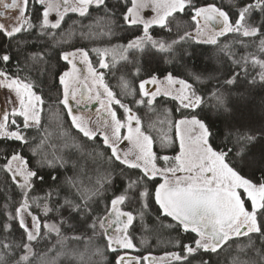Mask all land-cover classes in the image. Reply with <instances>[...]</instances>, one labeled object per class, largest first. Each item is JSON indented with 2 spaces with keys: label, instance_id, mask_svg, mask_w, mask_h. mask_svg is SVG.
I'll return each instance as SVG.
<instances>
[{
  "label": "snow or ice",
  "instance_id": "obj_1",
  "mask_svg": "<svg viewBox=\"0 0 264 264\" xmlns=\"http://www.w3.org/2000/svg\"><path fill=\"white\" fill-rule=\"evenodd\" d=\"M129 3L131 6H127ZM172 4L177 6L161 19H146L141 13L149 9V5L141 0H75L74 3L70 0H62V3L54 0H11L7 3L0 0V6L15 12V16L7 17L13 21L10 26L0 23V35L5 37L0 41V87L15 96V100L9 97L8 102L13 105L11 111L5 109L0 116L2 132L9 133L0 134V141L8 144L4 169L0 170H6L21 196L15 218L6 217L7 227L0 224V228H5L7 237L14 219L22 233L15 239L16 243L7 238L0 241V264H56L61 256L64 261L74 264L77 261L80 264H220L221 258L223 264H264V200H257L246 188L237 189L240 206L246 215L238 214L235 208H224L217 210L216 218L203 228L188 227L157 201L156 189L163 178L150 177L151 189H137L135 182L94 166L93 175L88 177L85 185L80 179L84 166H78L67 154L73 151L81 156L87 154L95 165V149L85 153L82 143L73 137L64 144L68 152L59 156L45 155L47 139L29 135L33 129L42 130L46 104L55 101L67 116L71 129L86 141H101L111 154L113 145L107 142L106 134L85 132L82 126L73 122L76 114L72 102L76 103V100L68 98L65 89L72 81L83 79L80 69L86 64L92 74L106 81L104 87L115 95L116 90L107 82V76L116 73L114 78L118 79L120 67L110 64L107 57L112 53L115 59L118 50L123 53L124 63L133 62L135 57L131 75L135 80L138 119L133 121L134 124L142 123L140 108L155 106L159 97L173 100L177 102L174 111L179 113V118L170 121L174 131L172 138L176 140L175 151L180 150L181 140L187 137L206 148L217 164L223 160L220 167L227 166L248 184L264 187V96L258 105L261 115L258 125L248 126L249 117L245 111L253 108L251 90L264 88V52L253 55L245 51L239 57L228 54V62L234 67L226 72H221L220 67L207 66L199 70L185 64L183 72L168 71L162 75L163 79L148 62L157 55L161 59L167 56L168 62L173 64L183 57L191 58L194 52L188 49L182 53L175 51V46L186 39L215 46L220 36L235 33L245 39L260 38L259 43L264 40V0L244 3L243 10L236 9L234 17L215 3H201V0H155L151 9L157 11ZM249 9L251 12L246 17ZM70 14L77 17L73 26L79 24L78 33L68 31L65 18ZM175 14L189 15L194 31H186L171 42L154 38L150 29L159 27L171 31L169 17ZM245 19L254 22L253 30L241 33ZM213 22L224 24V28L217 30V38L199 39L202 28L211 27ZM136 26L140 27V34L131 31ZM73 39L86 43L77 46ZM121 39L126 42L118 43ZM240 43L245 47L243 41ZM213 81L217 83L212 84ZM45 84L48 85L47 92ZM198 86L207 87V93L216 102L212 107L217 119L228 125L227 137L221 145L216 144L206 122L215 121L211 116L201 118L199 115L204 94ZM115 102L117 118L122 119L124 108L118 96ZM61 127L66 137L67 130L63 125ZM123 143L127 140H122L121 145ZM13 146L15 149L27 148L29 152L22 154ZM2 151L5 150L0 149ZM96 154L104 156L102 151ZM13 161L16 167H13ZM116 163L120 164V160ZM41 169L72 171L70 175L61 172L59 177L50 174L53 183L42 188L46 176L41 174ZM212 171V168L208 169L209 173ZM257 173L261 174L259 178H256ZM101 174L105 179H96ZM37 181L42 183L38 185ZM37 192L41 194L38 197ZM132 201L138 202L133 204ZM125 206L128 210H124ZM209 227L211 232L207 231ZM157 228L175 236L169 237L170 247L160 255L151 251V242L145 239ZM53 234L57 238L56 244L38 254L35 246L49 241ZM151 236L155 239L158 235ZM85 238L87 259L78 248L61 251L64 240L84 245ZM145 244H148L147 248L143 247ZM49 253L55 259H49Z\"/></svg>",
  "mask_w": 264,
  "mask_h": 264
},
{
  "label": "trees",
  "instance_id": "obj_2",
  "mask_svg": "<svg viewBox=\"0 0 264 264\" xmlns=\"http://www.w3.org/2000/svg\"><path fill=\"white\" fill-rule=\"evenodd\" d=\"M215 3L220 8H223L225 11L229 12V14L235 16L236 9L243 10L244 3H250V0H201V3ZM130 6V3L127 5ZM31 7V6H30ZM251 12V9H250ZM119 18V11L117 12V19ZM68 31L78 33L79 31V24L77 23L73 26V21H77V17L74 14L69 15L65 18ZM251 32L253 30V21H249ZM169 25L171 27V31L167 29H162L159 27H153L150 29L152 36L156 38H161L166 41H173L178 40L181 35H183L186 31H194L192 28L191 20L189 15L187 14H175L174 17H169ZM95 30V28L93 29ZM131 31L140 34L141 29L139 26L134 27ZM241 31V30H240ZM244 31L242 30L241 33ZM118 35L127 36L128 33H123ZM262 35H264V30H262ZM217 38V37H216ZM5 37L0 35V41H4ZM257 40L260 38L253 39L251 37L245 39L240 34H231L229 36H220L218 43L214 45H205L199 44L196 41H192L190 39L184 40L181 44L175 46V51L177 53H182L184 49H188L189 52H194V55L191 58L183 57L182 59H178L174 64L168 62V57L164 56L161 59L160 55L155 57H151L148 59L150 68L155 69L158 75H163L166 72H175L180 73L183 72L184 65L187 64L189 67H195L199 70H203L207 66L211 67H220L221 72H226L228 68L234 67L228 62V54H234L238 57L241 56L245 51L249 52L253 55H259L261 52H264V40H261L257 43ZM241 41H243L245 47H241ZM73 44L77 46H83L86 41H76L73 39ZM126 40L121 39L118 43H125ZM117 42H114V44ZM227 45V46H226ZM91 46V45H90ZM107 46V45H104ZM256 51H253V50ZM131 58L130 54H128ZM135 57H133V62L131 63H124L123 60H118L112 62L111 64H115L116 66L120 67V76L118 79H115L116 73L107 76V82L110 83L113 90H116L115 95L119 97V99L126 103L135 106L136 104V90L134 87L135 80L132 77V68L134 67ZM239 71V69H236ZM40 78L37 77V80ZM47 77H45V81ZM216 81H213L212 84H216ZM209 85L208 87H211ZM46 92L48 91V85L45 84ZM198 90L204 94V103L201 110H198L199 115L201 118H205L206 116H211L215 123L206 121L209 123V128L213 133V138L217 145H221L224 142V139L227 137L228 134V125L222 119H217V113L213 109L212 105L216 102L212 99L211 95L207 93V87H199ZM215 90V89H213ZM52 95H56L53 93ZM250 96L253 99V108L245 109L246 114L249 117V124L248 126H256L261 121V115L259 113L258 105L260 104V99L264 96V88L256 87L255 89L251 90ZM235 99V97H233ZM177 103L173 100L163 101L160 100L157 103V106L154 109H147V108H140L139 114L140 118H142L143 128L145 132L149 135L150 133L155 135L156 138H161L166 136L168 141L162 140L165 142L164 144L168 146L169 152H176V140L173 137L174 131L172 130V124L170 121L172 119L179 118V113H175ZM158 107V109H157ZM172 110V111H169ZM46 113V120L43 122L42 130L37 131L33 129L30 131V136L39 135L41 137H45L47 139V145L44 149L45 155H55L59 156L68 152L67 149L64 148V144L66 142H70L71 138L75 137L77 141L82 143L85 153H87L90 149H95L96 151L93 152V156L95 157V165L89 160L87 154L81 156L77 152H69L68 158L76 160L78 166L83 165L85 171L81 173L80 179L85 181V185H87V180L89 176L93 175V167H102L107 169L111 173H115L118 178L121 179H128L130 182H135L137 189L143 187L146 189H151L152 184L149 176L141 173L138 170L132 169L131 167L127 166L124 167L122 162L120 164L116 163V157L108 152V149L103 147V143L99 140L97 141H86L82 137H80L79 133H76L73 129H71V125L68 122V118L65 115L64 111L60 106L55 104V101L48 102L45 107ZM67 130L66 137L63 136L64 129ZM10 144H14L15 142H9ZM0 149H4L5 151L0 152V169H4V156L7 154L8 144L7 142L0 141ZM15 151H20L22 154L27 155L29 150L27 148L23 149H15ZM102 151L104 156L103 158L97 155L96 153ZM223 160L220 161V165L223 164ZM219 166V164H218ZM226 171L231 174L236 173L229 169L227 166L222 167ZM71 169H59V170H49V169H41V174L46 176L45 183L41 186L47 187L49 184H52L50 174L60 176L61 172L64 175L71 174ZM261 174L257 173L256 178H259ZM249 177L251 178V172H249ZM96 179L103 180L105 179L104 175H99ZM38 185L42 182L37 181ZM248 191L256 192L258 189H262L264 187H255L252 184H248ZM253 194V193H252ZM30 195H32L30 193ZM36 197L41 195L40 193L35 194ZM21 202V196L19 194L18 188L13 185L11 179H9V175L6 170H0V224H5V228L7 227L6 217L15 218L16 213L15 210L18 207L19 203ZM138 201H132L133 204L137 203ZM54 206V205H53ZM125 210H128L127 206L124 207ZM34 212L37 214L42 213L39 210L33 208ZM99 211V208H97ZM153 215H156V212L153 211ZM43 219V217H42ZM49 219H52L49 217ZM75 223V221H73ZM5 228H0V241H3L5 238L9 239L11 242L16 243L15 239H18L22 233L19 229V226L15 223L14 219L11 223L12 231L7 233ZM151 235H158L155 239ZM175 238L173 233H170L163 228H157L156 231L150 235H147L145 239L151 242V251L155 255H160L164 250H167L170 245L168 244L169 237ZM57 238L55 235H52V238L49 241H44L43 243L37 244L36 250L37 253H44L47 251L49 245L56 244ZM143 247L147 248L148 244L143 245ZM68 248H78L82 253H84L85 259H87V240L85 238V244L81 245L77 242H73L70 240H64L63 245L61 246V251H67ZM49 259H55L51 253H49ZM223 258H221L220 264H223ZM56 264H74V262L64 261V257L61 256L59 260L56 261ZM76 264H80V261H77Z\"/></svg>",
  "mask_w": 264,
  "mask_h": 264
},
{
  "label": "rangeland",
  "instance_id": "obj_3",
  "mask_svg": "<svg viewBox=\"0 0 264 264\" xmlns=\"http://www.w3.org/2000/svg\"><path fill=\"white\" fill-rule=\"evenodd\" d=\"M71 1L74 3V0H70V2ZM54 2L62 3V0H54ZM141 2L149 5V9L144 10V12L153 11L151 8L155 5V0H141ZM175 6L177 5L172 4L168 8L157 9V11H153L155 15L153 14L149 16V19L152 17L155 19H161L167 11L171 10V8ZM2 13L3 15H0V23L10 26L13 21L11 19H7V17L15 16V12H9L3 8ZM143 13L141 14L143 15ZM249 13L250 9L247 13H245V16L247 17ZM133 15H135V11ZM250 26L249 20L245 19L241 27V31L243 30L244 32H249L251 30ZM202 31L203 34L199 36V39H216L217 37V31L213 30L211 27H203ZM125 54L127 55V53ZM122 55L123 53H120L117 50L115 53V59H113V54L110 53L107 57V60L110 63L114 60L120 59ZM89 81L91 85H95L97 83H99L101 87H104L105 85V81L101 80L95 75H93L92 79ZM10 96L13 100H15V96L12 93L8 92L3 87H0V106L4 110L7 109L9 112L13 106L8 102ZM114 103V97L112 98V95L109 93V97L108 100L105 101V105L112 113L113 109L111 107H114L115 109ZM123 108L124 119L121 121V123L111 122L109 124L105 123L106 125L102 124L98 119V113L89 115L80 114L78 116L75 115L73 116V122H76L82 126L85 132L91 130L100 134H106L107 142L113 145L112 151L116 156V159H119L120 162L130 166L138 165L143 168L144 171L151 173L152 177L163 178L160 187L176 182V174L178 173H181V179L188 183H203L202 176L205 172H207L205 163L215 161L212 159L211 154L206 150V148L201 146L199 142H195L187 137H184L181 140V146L178 154L171 157L158 158L153 152L150 135L140 126H138V128H134L131 125V121L129 120L128 116V113L131 109H129L127 106H123ZM4 110L0 112V116L3 115ZM137 119L138 117H136V120ZM90 124L91 129L89 128ZM2 129L3 125H0V134H9L3 133ZM125 139L127 140V143H123L121 145V141ZM12 165L13 167H16V162L13 161ZM196 172L198 173L197 176ZM211 174V178H209L208 181L211 186H221L223 188H228L233 190V192L236 194H238L237 189L239 188H246L248 190L249 186L246 182L242 181L239 176L231 174L220 167V164L219 166L215 167ZM25 219H27V217H25Z\"/></svg>",
  "mask_w": 264,
  "mask_h": 264
},
{
  "label": "flooded vegetation",
  "instance_id": "obj_4",
  "mask_svg": "<svg viewBox=\"0 0 264 264\" xmlns=\"http://www.w3.org/2000/svg\"><path fill=\"white\" fill-rule=\"evenodd\" d=\"M10 1L11 0H5V2H7V3H10ZM74 2H75V0H74ZM0 10H1V14H3L2 13L3 12V7H0ZM153 14L155 15V13L153 11H146V12L143 13V16L146 19H149V16H151ZM154 38H156V37H154ZM156 39H161V38H156ZM162 40H164V39H162ZM128 54L129 53H127V55ZM118 60H122V59L120 58V59L114 60L113 62L118 61ZM111 63L112 62H110V64ZM80 72H81V76L83 77V79H81L80 81H75V80L72 81L70 85H66L67 89H65L66 96L68 98H73L74 97L75 100H76V103L72 102L73 103V108L75 110L74 114H76V116H78L80 114L89 115V114L98 113V116H99L98 119H99V121L102 124H105V123L109 124L111 122L112 123H116V122L121 123V121L124 119V114H123L122 119H118L117 118V111L114 110V107H111L113 109V113H112L111 111H109V109H107V106L105 105V101L108 100L109 93L112 95V98L114 97V102H115L116 95H114L113 91L105 89V87H101V85L99 83H97L95 85H91L90 84L89 80L92 79V76L94 74H92L90 72L88 65H86V64L81 65ZM160 78H163V76L160 75ZM105 83H106V81H105ZM84 84L87 85V88L89 90L88 91V96H86L85 98L81 95V86L84 85ZM69 87H71V91H69ZM160 100H162V102H163V101H168L170 99H168L166 97H159L157 99V101H156L155 106H157V103ZM120 103H121L122 106H127L129 109L132 110V111L130 110L129 113H128L129 120L131 121V125L134 128H138V126L143 128L144 121H142V123H137V124L133 123V121H136V117H137L136 116L137 115L136 104H135V106H132L131 104H126V103L122 102L121 100H120ZM114 104H115V109H116V107H117L116 102ZM155 106H148L147 109H149V110L154 109ZM157 109H158V107H157ZM150 138H151L152 149H153V152H154L156 157H158V158L171 157V156H174V155L178 154L179 151L169 152L168 146H166L164 144L165 142H162V140L168 141L166 136H163L161 138H156L155 135L150 133ZM112 153H113V151H112ZM113 155H114V153H113ZM123 164H125V163H123ZM125 165H127V164H125ZM127 166L131 167L132 169L138 170L141 173H144L145 175H147L149 177H152L151 173L144 171L143 168H141L138 165H134V166L127 165ZM217 166H218V164L216 163V161H211L210 163L206 162L205 163V167H206L207 172H205L203 174V176H202V178H203L202 182L203 183H198V184H193V185H209V186H211L208 181H209V178H211V175H212L211 173L212 172L209 173L208 169L212 168L214 170L215 167H217ZM197 175H198V173L196 172V176ZM176 179H177L176 182L170 183V184H177V183L191 184V183H188L185 180L181 179V173L176 174ZM163 186H165V185H163ZM163 186H161V187H163ZM161 187L156 189L157 193H158V191H159V189ZM225 189H228V188H225ZM231 191H233V190H231ZM157 193H156V198H157ZM249 193L250 194L253 193L252 195L255 198H257V200H264V188L258 189V191L255 192V193L251 192V191ZM237 196H238V194H237ZM243 215H244V213L242 212V216ZM128 222L129 223L131 222V218L130 217H129V221Z\"/></svg>",
  "mask_w": 264,
  "mask_h": 264
},
{
  "label": "water",
  "instance_id": "obj_5",
  "mask_svg": "<svg viewBox=\"0 0 264 264\" xmlns=\"http://www.w3.org/2000/svg\"><path fill=\"white\" fill-rule=\"evenodd\" d=\"M211 28L217 31L224 28V24L213 22ZM88 91L87 85L81 86L84 98L88 96ZM0 111H3L2 107ZM157 200L167 211L173 212L180 223L188 227L203 228L216 218V212L220 209L235 208L240 215L243 212L237 194L220 186L169 184L159 189ZM207 231L211 232V227Z\"/></svg>",
  "mask_w": 264,
  "mask_h": 264
}]
</instances>
